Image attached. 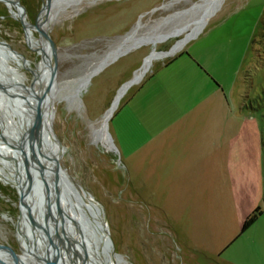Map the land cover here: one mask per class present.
Returning a JSON list of instances; mask_svg holds the SVG:
<instances>
[{
	"label": "rangeland",
	"instance_id": "rangeland-1",
	"mask_svg": "<svg viewBox=\"0 0 264 264\" xmlns=\"http://www.w3.org/2000/svg\"><path fill=\"white\" fill-rule=\"evenodd\" d=\"M18 1L23 9L20 16L30 25L36 26L37 20L45 23L46 0ZM211 6L215 8L208 10ZM50 7L52 21L45 32L54 47L49 52L51 65L55 63V87L46 133L41 135L48 144L50 122L63 153L52 142L48 154L60 155L58 163L65 176L101 207L114 253L122 258L120 264H264V194L257 206L260 218L242 234L241 227L233 233L232 222L209 236L182 233L168 223L169 188H153L151 181L139 178L135 155L144 137L138 118L149 125V118H178L193 111L206 117L209 109L222 115L225 129L238 127V138L225 139L227 146L255 147L264 172L260 143L261 136L264 140V0H50ZM204 15L206 22L194 32ZM39 38L36 30H23L13 0H0V42L9 47L0 44L6 56L2 57L4 68L0 65L1 86L15 75L30 86L42 61ZM179 41L184 42L179 51L158 58ZM10 50L21 58L9 54ZM148 58V69L127 88L104 125L102 118L124 83L132 81ZM5 92L0 88L1 142L13 148L21 161L16 156L9 160V154L3 158L0 152V169L13 177L20 173L19 179L24 180L28 173L33 179L34 169L26 171L21 151L15 149L18 138L13 144L17 131L6 121L16 117L15 98ZM107 125L111 148L104 146L98 131ZM1 170L0 248H9L15 254L13 258L8 252L10 258L26 264L17 233L22 231L17 189ZM38 181L42 193L40 177ZM45 208L43 203L44 214ZM34 214L31 218L39 227L32 225L28 213L26 220L31 230L43 234L46 244L41 247L52 248L50 239L68 253L72 244L57 245L55 235L45 233V215L41 219ZM58 216L54 212L49 219L54 233ZM202 237L211 238L214 246L202 250ZM31 256L38 260L36 253ZM69 260L74 264L72 255Z\"/></svg>",
	"mask_w": 264,
	"mask_h": 264
},
{
	"label": "crops",
	"instance_id": "crops-1",
	"mask_svg": "<svg viewBox=\"0 0 264 264\" xmlns=\"http://www.w3.org/2000/svg\"><path fill=\"white\" fill-rule=\"evenodd\" d=\"M195 112L149 118V125L138 118L144 137L135 150L137 176L153 188H169L171 228L209 236L232 222L236 234L261 203L263 160L255 147L227 146L225 139L238 138V127L225 129L222 115ZM211 241L202 237L199 246L212 248Z\"/></svg>",
	"mask_w": 264,
	"mask_h": 264
},
{
	"label": "bare ground",
	"instance_id": "bare-ground-1",
	"mask_svg": "<svg viewBox=\"0 0 264 264\" xmlns=\"http://www.w3.org/2000/svg\"><path fill=\"white\" fill-rule=\"evenodd\" d=\"M215 1L216 0H214V2ZM15 7H16L17 16L21 19L20 15L23 13V11L19 10V8L17 7L16 4H15ZM49 7H50V3L48 6L45 5L44 9L42 10V12L43 11L48 12L47 13V20L45 21V23L40 25L39 21L37 20L38 28L41 31H46L47 27L49 26L50 21H52L51 20L52 19L51 7L50 8ZM213 7L214 6H211L208 10H211ZM9 11L12 15L13 11H11V10H9ZM206 16L207 15H204L202 18H200L194 32H196L197 30H200V28L203 26V24L207 20ZM25 27L28 28L29 30L33 31V28L30 27L29 23L28 24L24 23V28ZM38 42L40 43V51H41L40 56H41L42 61L37 65V71H39V72H37L36 70L34 71L35 78L33 80L32 87H33L34 92L40 94V91H42L44 89V86L47 84V80H48V76H49V72H50V67H51L50 63H51V57L52 56H51V53L49 52L50 50H49L45 40L42 38H39ZM183 44H184L183 41H179L173 49L171 47L169 49V51L165 52L166 54L158 55V58L159 57L165 58V57H168V56L175 54L177 51H179L182 48ZM171 49H172V51H171ZM9 54H11L15 57L21 58V56H19L16 53L12 54L9 51ZM2 57L4 58L6 56L3 54V50L0 48V65L3 66ZM150 61H151V58H148L145 61L144 66L141 67L142 69L139 70L138 72H136L132 81L129 82L128 84H126V86L119 91L118 95L116 96V98L113 101V104L106 111L105 115L102 118V123L104 125H106L108 123L111 115L113 114L115 109L118 107L117 105H118L121 97L126 92L127 88H129L131 85L137 83L142 78V76L144 75V73L146 72V70L148 69V67L150 65ZM3 68H4V66H3ZM4 85H5L4 87L0 85V88H3L4 90L6 89L5 93L7 94V96H9L10 98H11V96L15 98V104L13 102L12 103H13V106L16 110V114H15L16 117H14V119L10 118V119H8V121H6V122H9L11 124V126H13V128H16L17 132L12 135V137L14 138L13 139V144H14L15 139H17L18 136L20 135L18 129H21V131L25 130L27 123L30 122V120L33 116V111H34L33 105H34V103H33V100H31L32 101V107H31L30 106V99L27 96V95H29V92L27 90L29 87H26L24 85V79H22L21 77H19V76L16 77V75H15V77L10 79V83H8V84L4 83ZM54 87H55V85L53 83V88ZM8 92H9V94H8ZM21 96H23L25 99H23ZM8 100L11 101L10 99H8ZM16 101H17V103H16ZM6 102H7V100L5 101V103ZM20 104L23 106V108H21L19 106L17 107V105H20ZM50 106H51V97H50L49 101L46 102V104L43 108L41 134L46 133V125H47V121H48V111H49ZM12 112H13V110H12ZM30 113H31V115H30ZM25 114L27 115V118H30L29 121H26V119L24 117ZM49 125H50L49 130L47 131V133H48V140H47L48 146H51L52 142L55 143L59 147V149L61 151V155H62L63 148L61 147V145L59 144V142L55 138L54 133L51 129L50 122H49ZM107 127H108V125L105 128L100 129L98 131L102 134L101 140L103 142H105L104 146L111 148L112 142H111L110 137L108 135ZM6 140H7V138H6ZM1 141H3V138H2V140H0V152H1L3 158H8L7 154H9V158H8L9 160L12 159L13 156H16L17 158L19 157L18 153L15 152L14 150H12L13 148H10V146H7V144L5 142L3 143ZM25 152L28 153V150L26 147H25ZM41 152H44L49 157L46 159L43 157H40L39 158L40 163L43 166V168L47 171V173L52 174V171L54 170V164L56 162L58 163V158L60 155L57 157L55 156V157L51 158V156L48 154V150L41 148ZM18 161L20 162L21 160L19 159ZM20 169H22V168H20ZM1 172L4 173L2 170H1ZM58 175H59V178L63 181L65 188L68 191V195L70 198V204L68 206H66L65 208H63V212L61 213L60 216H58V220H57V223H60V221L63 220L65 232L62 233V239L61 240L59 238H55V239H56L57 245H64V246L68 247L69 246L68 244L70 243V244H72V246L70 248L68 247V253L60 250L61 253L59 255H57L56 247L53 249H51L47 245H46L47 247H45V248L41 247L44 244H46V241H45L43 234L40 231H37L35 228H34V230L32 228V230H33L32 231L31 227L28 226V222L26 220L27 209L33 208L34 203L36 201H38V203H39V201H42V198L44 199V192L41 193L38 189L36 195H33V193L31 192L30 195H28L27 197L24 198V205L26 206L27 209L25 207H22V209H21L19 226H20L22 231L17 232L20 235L19 238L21 237V243L23 245L22 250L28 259L26 264H49V261L50 262H57V264H69V261H70L69 259L71 258V255H72L73 259H75V262L73 261L74 264H81V262H82L81 259L83 256L86 257V264H120V262H122V258L119 256L118 257L113 256L112 253L109 252L105 248L104 243H105V239H106V234L104 232V229L102 231H100V235L95 234L97 236V240H98V242L96 241L95 245L93 243H91V241H88L84 237L80 236L79 227L81 226V224H83V225L88 224L90 226L89 228L93 229L94 231L97 229L99 220L102 216L101 210L98 208L96 209L91 204V202L88 200V198L84 196V193L78 188L77 185H75L73 182H71V180H69L65 176V174L62 172V170H61L60 174H58ZM4 176L7 177L6 179H10L11 181H14V179H15V176L13 177L11 174L7 175L4 173ZM35 179H38V178L35 177ZM19 185H21V188L23 189V191L26 192L30 186V182H28L27 179L26 180L19 179ZM74 224L76 226H78V228L77 227L73 228ZM39 226L40 225H36V227H39ZM53 227H54L53 224L51 222H49L48 230H49L50 234L55 235ZM58 229L61 230L62 228L59 227ZM58 229H57V231H58ZM61 232H62V230H61ZM59 233H60V231H59ZM94 233H97V232L95 231ZM53 237H57V236H53ZM49 242H51V241L49 240ZM0 252H3V254L5 256L4 258H2L1 254H0V264H19L16 260H13L12 258L9 257L8 251L6 249L0 248ZM33 252L38 255L37 256L38 260H34V258L31 256V255H33Z\"/></svg>",
	"mask_w": 264,
	"mask_h": 264
},
{
	"label": "water",
	"instance_id": "water-1",
	"mask_svg": "<svg viewBox=\"0 0 264 264\" xmlns=\"http://www.w3.org/2000/svg\"><path fill=\"white\" fill-rule=\"evenodd\" d=\"M13 1H15V4L19 8V10L23 11L22 7L19 4V1L18 0H13ZM49 3H50V0H46L47 6L49 5ZM21 22H22L23 30H25L24 23L28 24L25 17H21ZM30 27L33 28L34 30H36L40 34L42 39L45 40L49 50L54 52L53 43H52L51 39L49 38L48 34L45 31H41L38 28V25H36V26L30 25ZM0 44L3 47L9 48L6 43L0 42ZM10 52L12 54L13 53L15 54V52H13L11 50H10ZM51 56H52V54H51ZM53 59H54V55H53ZM50 66L51 67H50V72H49L47 84H46L45 88L42 91H40V94L33 91V87H32L33 81L31 82L29 88L27 89L29 92V95L32 97L31 99L33 100V103H34V105H33V110H34L33 116L31 118L30 122L27 123L24 132L22 134H20V136L18 137V141L15 144L16 145L15 149L18 148L21 151L26 171L28 172L29 168H33L34 169L33 173H34L35 177L41 178L42 183L44 185V199L42 198V201H39V203H38V201H36L34 203V207H33L34 209L33 208L27 209L26 206L24 205V198L27 197L28 195H30L31 192L33 193V195L37 194V191L39 189V181H38V179H35V178L32 179L29 176V174L26 173L27 181L30 182V186L26 192H24L23 189L21 188V185H19L20 173H18V176H16L14 181H13L14 184L16 185L20 208L22 209V207H25L27 209V213L30 215V220L32 222V225L36 226L39 224H37V222H35L33 217L31 218V213H35L37 215L36 217L37 218L39 217L41 219L45 215V221H44V223L46 224L45 233L48 237L50 235V232L48 230V224H49V219L52 217V213L56 212L60 216L61 213L63 212V208H65L66 206H68L70 204V198L68 195V191L65 188L63 181L59 178V175H58L61 172V168L59 166V163L56 162L54 164V170L52 171V174H49L43 168V166L41 165L40 160H39V157H43L45 159L49 157L44 152H41V148L46 149V150L48 149V144H46L44 142L42 135H41V124H42L43 108H44L46 102L49 101L50 94L53 90L52 88H53V83H54L55 63H53V65H51V63H50ZM34 78H35V76H34ZM129 82L130 81L125 82L124 85L129 83ZM21 97L23 99H25L23 96H21ZM0 138H3V137L0 136ZM25 147L27 148L28 153L25 152ZM29 157L32 160V162H30L28 160ZM33 163H35L38 167H36ZM78 188L84 193V196L88 198V200L91 202V204L96 209L98 208L101 210V215H102L101 207L99 206V204L97 202H95L93 200L91 195L89 193L85 192L79 186H78ZM43 203L46 204L45 214H44V209H43ZM55 226H56V229H58L59 227L62 228L61 229L62 232L59 229H58V231L55 232V236H57L55 238H59L61 240L62 239V233L65 232L63 220H61L60 223L56 222ZM75 227L78 228V226H76L74 224L73 228H75ZM89 227L90 226L88 224H85V225L81 224V226L79 227L80 236L84 237L88 241H91V243H93L95 245L96 241L98 242L96 235H100V231H102L104 229V232L106 234V239H105V243H104L105 248L109 252H111L113 256L118 257L119 255L114 253L113 245H112V242L109 238L108 231H107V225H106V222H105L103 216H101L99 223H98V227L95 230L97 233H94L95 231ZM59 231H60V233H59ZM48 240H50V239H48ZM49 243L52 246V248L49 246L51 249L56 247L57 255H59L61 253V251L59 250V247H57L56 244H54L52 241ZM4 249H6L13 256V258H15L14 257L15 254L9 248L4 247ZM81 260H82L81 264H86V257L83 256ZM49 264H57V262H50L49 261Z\"/></svg>",
	"mask_w": 264,
	"mask_h": 264
},
{
	"label": "trees",
	"instance_id": "trees-1",
	"mask_svg": "<svg viewBox=\"0 0 264 264\" xmlns=\"http://www.w3.org/2000/svg\"><path fill=\"white\" fill-rule=\"evenodd\" d=\"M262 38L264 39V27H263V32H262ZM114 116H113V118H114ZM261 150H262V152H264V140H263L262 136H261ZM261 214H262V211L260 208L254 209L251 212V214L248 217H246V219L243 221V223L241 225V229H240V234L247 231L257 221V219L261 216Z\"/></svg>",
	"mask_w": 264,
	"mask_h": 264
}]
</instances>
